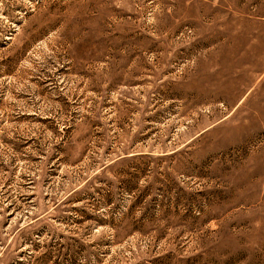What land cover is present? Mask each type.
<instances>
[{"label":"rangeland","instance_id":"obj_1","mask_svg":"<svg viewBox=\"0 0 264 264\" xmlns=\"http://www.w3.org/2000/svg\"><path fill=\"white\" fill-rule=\"evenodd\" d=\"M0 264H264V0H0Z\"/></svg>","mask_w":264,"mask_h":264}]
</instances>
